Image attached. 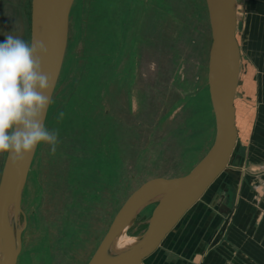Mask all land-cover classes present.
Returning a JSON list of instances; mask_svg holds the SVG:
<instances>
[{
    "label": "rangeland",
    "instance_id": "1",
    "mask_svg": "<svg viewBox=\"0 0 264 264\" xmlns=\"http://www.w3.org/2000/svg\"><path fill=\"white\" fill-rule=\"evenodd\" d=\"M237 1L244 84L248 65L264 78V0ZM31 2L0 0V42L7 33L30 42ZM211 38L206 0H74L45 120L59 142L54 154L39 145L33 158L16 264H87L138 186L199 161L215 136ZM154 205L129 235L145 231Z\"/></svg>",
    "mask_w": 264,
    "mask_h": 264
},
{
    "label": "water",
    "instance_id": "2",
    "mask_svg": "<svg viewBox=\"0 0 264 264\" xmlns=\"http://www.w3.org/2000/svg\"><path fill=\"white\" fill-rule=\"evenodd\" d=\"M73 2H31L30 42L33 39L42 41L48 49V55L43 59V71L53 77L54 86L49 93L51 99L66 52ZM206 2L212 36L208 87L215 116L213 143L187 173L173 177H152L138 186L115 214L87 264H142L230 163L237 145L234 99L241 60L236 35L237 0ZM36 150L22 164L14 166L7 155L4 161L0 178V264L17 263L22 246V193ZM152 202L155 205L145 231L128 248L112 253L114 239L128 229L143 207Z\"/></svg>",
    "mask_w": 264,
    "mask_h": 264
},
{
    "label": "crops",
    "instance_id": "3",
    "mask_svg": "<svg viewBox=\"0 0 264 264\" xmlns=\"http://www.w3.org/2000/svg\"><path fill=\"white\" fill-rule=\"evenodd\" d=\"M239 9L237 1L241 60L235 151L227 168L142 264H264V78L255 77L254 66L248 65L241 83Z\"/></svg>",
    "mask_w": 264,
    "mask_h": 264
},
{
    "label": "clouds",
    "instance_id": "4",
    "mask_svg": "<svg viewBox=\"0 0 264 264\" xmlns=\"http://www.w3.org/2000/svg\"><path fill=\"white\" fill-rule=\"evenodd\" d=\"M0 42V154L15 166L41 144L55 153L59 132L45 125L54 81L43 71L48 49L42 41L5 34ZM60 111L57 119H63Z\"/></svg>",
    "mask_w": 264,
    "mask_h": 264
},
{
    "label": "bare ground",
    "instance_id": "5",
    "mask_svg": "<svg viewBox=\"0 0 264 264\" xmlns=\"http://www.w3.org/2000/svg\"><path fill=\"white\" fill-rule=\"evenodd\" d=\"M209 189V188H208ZM10 215H13V210L10 211ZM19 219V218H18ZM137 238L132 237L131 235H129L126 230L123 231L120 235H118L112 245H111V252L112 253H116L119 251H122L126 248H128V246H130L133 242L136 241Z\"/></svg>",
    "mask_w": 264,
    "mask_h": 264
}]
</instances>
